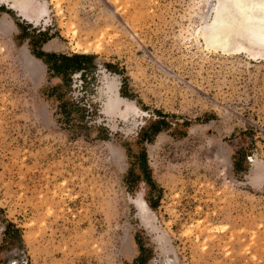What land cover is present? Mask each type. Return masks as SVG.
Returning a JSON list of instances; mask_svg holds the SVG:
<instances>
[{
  "label": "rangeland",
  "instance_id": "1",
  "mask_svg": "<svg viewBox=\"0 0 264 264\" xmlns=\"http://www.w3.org/2000/svg\"><path fill=\"white\" fill-rule=\"evenodd\" d=\"M42 1L0 0V264H264V58L199 33L226 0Z\"/></svg>",
  "mask_w": 264,
  "mask_h": 264
},
{
  "label": "bare ground",
  "instance_id": "2",
  "mask_svg": "<svg viewBox=\"0 0 264 264\" xmlns=\"http://www.w3.org/2000/svg\"><path fill=\"white\" fill-rule=\"evenodd\" d=\"M1 1L4 5L8 4L9 9L17 12V14L21 18H24L28 22H33L37 19L36 16L33 15L32 7H34L35 5H40V6L44 5V2L42 0H1ZM224 2H227V0ZM247 2L258 3V1H247ZM213 8L215 9L213 13L216 14L215 18L211 19V21L209 22L208 21L205 22L203 24L201 31H199V33L203 36L208 46L213 47L215 49L220 48L221 50L224 51H233V52L245 50L251 52L253 56H260L264 58V51L258 47H250V46L247 47L245 44L240 42L237 44L231 43V36L235 32V30L239 28L241 25L242 28L255 31L254 36L256 37V39L264 43V38H262V31H264V25H261L259 20H250L246 14L247 10H245V13L242 14L239 10L232 8L230 10L231 14L229 15V13L226 10L221 11V9H217V7H213ZM251 11L256 14H264V9H261L259 7H255L251 9ZM78 47L81 48L82 46L79 44ZM85 48L88 49L90 48V46L87 45L85 46ZM34 59L36 61H40L37 58ZM106 94L107 97L109 98V101L114 105L125 106V104L127 103V99L119 94V86H110ZM107 113L108 112H105L106 115H108ZM115 113H119V112L116 111ZM117 117L120 116L117 115ZM137 204L138 203H136V205Z\"/></svg>",
  "mask_w": 264,
  "mask_h": 264
},
{
  "label": "trees",
  "instance_id": "3",
  "mask_svg": "<svg viewBox=\"0 0 264 264\" xmlns=\"http://www.w3.org/2000/svg\"><path fill=\"white\" fill-rule=\"evenodd\" d=\"M41 35L43 36V40H44L43 43H46L47 42L46 34L42 33ZM34 55H35V57H37L41 61H43L48 66L49 70L51 72H54L56 75L64 77L66 73L68 74L71 72H75V73H80V75L84 78V80H86V74L88 73L90 65L94 61V55L85 54V53H75L72 55H66V54L43 55L41 53H38V54H34ZM50 58L55 59L54 62L50 61L49 60ZM107 67L112 68V65L108 64ZM121 95L129 98V96L125 95L123 93V91H121ZM72 105L79 108L78 102H76V101H72ZM63 107H64V105L61 108V114L65 113ZM158 114H161V113L158 112ZM160 123L161 122H158L157 124L150 126V128H152L155 135H157V133H158V129L156 130V127ZM147 140H149V139H147ZM146 182L148 183V185L152 189L157 187L156 183L153 182L152 178L149 176L147 177ZM148 203H149L151 208L156 207L155 203L151 199L148 200ZM11 228L14 229V232L16 234L20 233L19 229H17L13 224L10 223L6 227V234H9ZM138 245H139V248L141 251V255H140V258L136 262L142 261V259L144 257V251H145V247L141 244V242L138 241Z\"/></svg>",
  "mask_w": 264,
  "mask_h": 264
},
{
  "label": "snow or ice",
  "instance_id": "4",
  "mask_svg": "<svg viewBox=\"0 0 264 264\" xmlns=\"http://www.w3.org/2000/svg\"><path fill=\"white\" fill-rule=\"evenodd\" d=\"M217 7L223 8L229 15L231 14L230 10L232 8L239 10L242 14L247 10L246 14L250 20H259L261 25H264V14H254L251 11L255 7L264 9V0H258V3H248L247 0H227L223 4L218 3ZM262 38H264V31H262Z\"/></svg>",
  "mask_w": 264,
  "mask_h": 264
}]
</instances>
